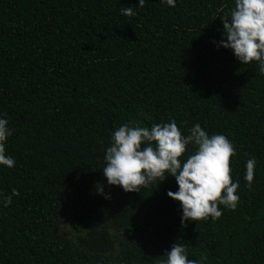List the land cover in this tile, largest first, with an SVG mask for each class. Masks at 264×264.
<instances>
[{
    "label": "trees",
    "instance_id": "trees-1",
    "mask_svg": "<svg viewBox=\"0 0 264 264\" xmlns=\"http://www.w3.org/2000/svg\"><path fill=\"white\" fill-rule=\"evenodd\" d=\"M137 6L0 0V117L15 160L0 165V264H164L176 242L198 264H264V75L214 43L235 0ZM170 120L182 135L199 124L233 144L235 210L218 204L220 218L182 223L167 195L178 189L174 177L137 192L107 183L112 133ZM194 151L186 146L179 159ZM97 187L118 190L110 208Z\"/></svg>",
    "mask_w": 264,
    "mask_h": 264
},
{
    "label": "clouds",
    "instance_id": "clouds-1",
    "mask_svg": "<svg viewBox=\"0 0 264 264\" xmlns=\"http://www.w3.org/2000/svg\"><path fill=\"white\" fill-rule=\"evenodd\" d=\"M146 0H138L137 8ZM159 3L175 8L176 0H159ZM124 16L136 15L132 7H121ZM223 39L214 42L217 47L231 50L242 64L258 62L264 75V0H235L230 18H222ZM9 121L0 117V165L12 168L15 160L5 154V143L12 130ZM144 144V147L141 145ZM193 145L195 151L184 160L179 159L186 146ZM235 155L233 144L222 134L209 136L199 124L182 135L175 120L153 124L151 128L121 125L111 135V146L106 149V166L103 175L107 183L119 186L124 192H137L152 183H162L169 176L174 177L178 189L167 195L181 206V221H199L222 215L218 207L224 205L235 210L239 202L236 193L239 182L230 176V157ZM254 158L245 163V176L251 187L256 167ZM103 194L102 189L99 190ZM223 192V195H222ZM19 193L13 189L5 200V206L12 203V197ZM110 199V196H105ZM164 264H198L187 258L185 245L178 242L166 251Z\"/></svg>",
    "mask_w": 264,
    "mask_h": 264
},
{
    "label": "rangeland",
    "instance_id": "rangeland-1",
    "mask_svg": "<svg viewBox=\"0 0 264 264\" xmlns=\"http://www.w3.org/2000/svg\"><path fill=\"white\" fill-rule=\"evenodd\" d=\"M103 191V194H100V191L101 190ZM95 195L98 196L101 200L104 201V203L106 205H108V207L110 208L113 204V202L117 199L118 197V190L117 189H113V188H110V189H105L103 187H97L95 188ZM105 196H110L111 198L110 199H105L104 197ZM67 214L69 215V212L67 210ZM63 231L68 234L70 237H72V233L70 232V226H69V223H66V226H64V229Z\"/></svg>",
    "mask_w": 264,
    "mask_h": 264
}]
</instances>
